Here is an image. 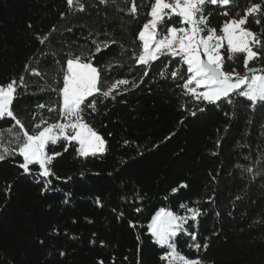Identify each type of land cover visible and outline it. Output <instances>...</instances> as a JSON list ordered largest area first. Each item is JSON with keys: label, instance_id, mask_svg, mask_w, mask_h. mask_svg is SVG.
I'll use <instances>...</instances> for the list:
<instances>
[{"label": "trees", "instance_id": "1", "mask_svg": "<svg viewBox=\"0 0 264 264\" xmlns=\"http://www.w3.org/2000/svg\"><path fill=\"white\" fill-rule=\"evenodd\" d=\"M153 1L0 0V86L17 82L10 107L23 125L0 119V264H168V250L149 231L160 209L200 212L174 238L179 254L203 264H264V108L235 93L218 105L193 99L179 57L139 64L138 34ZM255 4L262 11L245 27L261 37L253 64L264 74V0L206 5L202 34L220 32ZM184 26L172 15L159 29ZM221 53L226 71L243 73L245 54L228 63L226 48ZM73 58L98 69L101 91L86 101L96 106L82 115L105 151L84 156L76 141L61 138L45 149L60 154L48 166L52 175L41 176L36 164L25 173L24 131L67 123L60 89ZM191 232L207 250L189 247Z\"/></svg>", "mask_w": 264, "mask_h": 264}, {"label": "snow or ice", "instance_id": "2", "mask_svg": "<svg viewBox=\"0 0 264 264\" xmlns=\"http://www.w3.org/2000/svg\"><path fill=\"white\" fill-rule=\"evenodd\" d=\"M232 2L233 0H175L174 3L170 4L166 0H155L150 13L152 19L143 25V30L138 34L143 47V53L138 57V63L148 65L150 61L159 58L158 54L179 57L187 65V72L191 74L183 87L198 101L203 100L209 104L217 105L221 101L231 103L235 93L237 96L245 98L251 105H259L264 108V74L257 75L256 69L248 68L249 63L260 58L262 54L260 51L261 37L245 27L249 22V17L261 13L262 5H252L247 8L242 18L225 22L222 26L223 35L217 36L215 29H208L206 38L200 37V33L205 30L201 25L207 23L204 16L205 6H228ZM67 3L72 5L73 0H67ZM131 11L132 13L136 12L135 6L132 7ZM170 14L180 17L181 23L189 27H168L166 32H164L163 27L158 30V25H162L166 17L171 19ZM224 14L227 15V13ZM255 22L259 24L260 20L256 19ZM159 33L162 35L157 38ZM41 42L43 43V39ZM224 42L227 44V59H233L236 54H245L244 65L247 72L244 77L237 76L233 79L234 72L225 73L222 70L225 57L222 55L221 49ZM153 44L155 45L154 48ZM253 45L256 46L257 50H254ZM107 46L105 45V47ZM100 51L101 47L97 45L96 52ZM202 55L206 59H202ZM147 74L146 71L145 75ZM176 76L177 73L173 72L172 77L175 78ZM20 80L22 83L23 77ZM98 82V69L91 63H85L80 58L67 60V71L63 76V87L60 89L62 96L61 115L67 120V123L51 124L35 134L24 131L18 147V155L23 157V163L19 166L25 173L30 172V165L36 164L42 170L41 176L52 175L53 173L48 166L52 163L53 158L60 154L52 152L50 155L45 149L49 144H57L61 138L68 142H78L79 151L84 156L105 151L104 139L83 121L82 115L85 109H94L96 106L94 100L87 103L86 101L101 91L98 88ZM193 82H195V87L189 88ZM117 83L128 84V81L119 80ZM16 85L17 82L13 80L6 87L0 86V119L11 118L23 129V125L20 124L10 107L17 91ZM136 86L133 85V87ZM114 88L115 85L107 91H103L102 95L105 98L109 97ZM197 88H203L204 91L197 92ZM241 89L243 90L241 91ZM39 107H44V105H39ZM48 110L54 111L55 109L49 108ZM198 111L203 112L205 109L199 108ZM191 114L195 116L196 112L193 111ZM36 127L39 128L40 125L37 124ZM5 158V155L0 154V161ZM182 187H186V185H182ZM172 191L176 192L177 189ZM181 207L183 208L184 205ZM188 211L192 213L190 217L179 216L171 211L160 209L149 225L154 242L168 249V254L162 257L168 261V264H176L177 261L180 264H203L202 259L187 258L179 254L176 248L174 238L185 232L183 225L187 224L189 220L196 221L200 215L196 209H188ZM188 234L193 241L189 245L190 248L196 252H199L202 247L207 250V244L201 245L196 242L195 232ZM99 264H103V261H99Z\"/></svg>", "mask_w": 264, "mask_h": 264}, {"label": "rangeland", "instance_id": "3", "mask_svg": "<svg viewBox=\"0 0 264 264\" xmlns=\"http://www.w3.org/2000/svg\"><path fill=\"white\" fill-rule=\"evenodd\" d=\"M166 2H168V3H170V4H172V3H174L175 2V0H166ZM154 4H155V0L153 1V3H152V7L154 6ZM152 7H151V9H152ZM150 13H151V11H150ZM171 15V14H170ZM172 16V15H171ZM167 18V17H166ZM165 18V19H166ZM151 19H152V17H151V15L149 14V17H148V19H147V21H146V23H149L150 21H151ZM230 20H232V19H230ZM230 20H228V21H230ZM238 20V19H237ZM227 21V22H228ZM145 23V24H146ZM159 26L160 25H158V30H159ZM185 28H187V27H189L188 25H185L184 26ZM201 27L203 28L204 27V25H201ZM143 30V29H142ZM203 32H201L200 33V37H205L206 38V36L208 35V33H207V35H203L202 34ZM216 35L217 36H219V35H223V33H222V29H221V31L220 32H216ZM157 38H160V36H159V34H158V36H157ZM142 42V41H141ZM213 42H215V41H213ZM155 47V45L153 44V48ZM143 48V47H142ZM223 48H226V50H227V44H226V42H224V45H223V47H222V49ZM222 49H221V51H222ZM202 51V50H201ZM143 53V52H142ZM158 56H160V54H158ZM203 56V55H202ZM202 56H201V58H202ZM206 58V57H205ZM228 63L230 62V60H228L227 61ZM248 68L249 69H252V68H256L257 69V72H256V74L257 75H259L260 73L258 72V66L257 65H254L253 64V61L252 62H250L249 63V65H248ZM225 73H235L234 74V76H233V79H235L237 76H239V77H244L245 76V73L247 72V70H246V68H245V65H244V71H243V73H241V74H238L235 70H233V71H226L225 69H224V65H223V69H222ZM191 75V74H190ZM192 87H195V82H193V85H190L189 86V88H192ZM186 90V92H187V94H189V95H191L192 96V98L193 99H196L187 89H185ZM243 89H241V91H242ZM196 91L197 92H201V91H204V89L203 88H197L196 89ZM197 100V99H196ZM78 143V142H77ZM79 144V143H78ZM80 146V145H79ZM97 153H100V152H97ZM96 153V154H97ZM0 154H1V152H0ZM89 155H92V154H89ZM40 171H42L41 169H40ZM166 211H168V210H166ZM159 212V211H158ZM156 215V214H155ZM155 215L153 216V218L155 217ZM152 218V219H153ZM151 222H152V220L150 221V223H149V225L151 224ZM149 231H150V228H149ZM166 248V247H165ZM167 249V248H166ZM168 250V249H167Z\"/></svg>", "mask_w": 264, "mask_h": 264}, {"label": "water", "instance_id": "4", "mask_svg": "<svg viewBox=\"0 0 264 264\" xmlns=\"http://www.w3.org/2000/svg\"><path fill=\"white\" fill-rule=\"evenodd\" d=\"M202 59H206L204 56H202ZM252 69H256V68H252ZM257 70V69H256ZM257 72V71H256ZM246 74V73H245ZM249 75H251L250 73H249Z\"/></svg>", "mask_w": 264, "mask_h": 264}, {"label": "crops", "instance_id": "5", "mask_svg": "<svg viewBox=\"0 0 264 264\" xmlns=\"http://www.w3.org/2000/svg\"><path fill=\"white\" fill-rule=\"evenodd\" d=\"M220 36V35H219Z\"/></svg>", "mask_w": 264, "mask_h": 264}]
</instances>
